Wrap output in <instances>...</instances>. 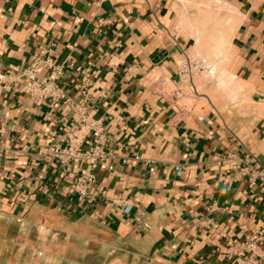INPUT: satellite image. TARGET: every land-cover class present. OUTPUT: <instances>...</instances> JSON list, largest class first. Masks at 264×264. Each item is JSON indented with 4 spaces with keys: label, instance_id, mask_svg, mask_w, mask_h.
<instances>
[{
    "label": "crops",
    "instance_id": "obj_1",
    "mask_svg": "<svg viewBox=\"0 0 264 264\" xmlns=\"http://www.w3.org/2000/svg\"><path fill=\"white\" fill-rule=\"evenodd\" d=\"M49 46L62 102L0 82V264H235L264 228V181L225 158L264 169V0H0V74ZM184 50L213 73L178 82ZM85 99L114 154L93 204L68 188L85 163L42 156Z\"/></svg>",
    "mask_w": 264,
    "mask_h": 264
},
{
    "label": "built area",
    "instance_id": "obj_2",
    "mask_svg": "<svg viewBox=\"0 0 264 264\" xmlns=\"http://www.w3.org/2000/svg\"><path fill=\"white\" fill-rule=\"evenodd\" d=\"M53 51L52 46L47 47L45 53L36 56L24 71H7L0 74V82L3 79L21 81L23 91L35 101L62 102L66 95L56 81L62 75V67L54 62ZM43 67L53 70L55 77L40 76L39 70ZM212 73L213 66L205 56L188 50L183 51L177 66L178 82L190 81L196 74L211 75ZM161 82L164 85L165 79L162 78ZM174 93L176 96H180L183 91L177 87ZM74 106L80 111V117L73 122L64 120L61 122L59 126L62 131L60 139L48 145L42 156L52 164L61 163L68 171L73 164L85 163V168L75 175L68 188L77 194L80 201L93 204L100 195L106 194V190L98 184L97 169L100 164L106 163L114 154L105 148L108 136L105 134L103 122L101 119L91 117L86 112V99L81 103H75ZM225 158L240 166V172L243 175H247L253 180L264 181V169L255 168V159L250 153L243 155L229 153ZM107 167L113 169L111 163ZM175 170L180 173V165H175ZM150 171H154V164L150 167ZM110 201L121 205L125 212L132 209V204L121 195L111 197ZM211 229L213 231L220 229L219 223H211ZM263 239L264 228L258 227L244 240L233 243L231 248L236 255L235 264H258L259 258L264 257V249L260 246Z\"/></svg>",
    "mask_w": 264,
    "mask_h": 264
}]
</instances>
